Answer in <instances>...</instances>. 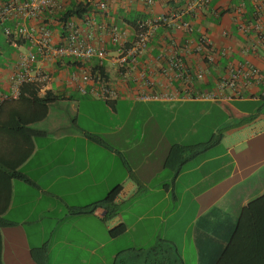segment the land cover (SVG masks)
<instances>
[{"label": "crops", "instance_id": "crops-1", "mask_svg": "<svg viewBox=\"0 0 264 264\" xmlns=\"http://www.w3.org/2000/svg\"><path fill=\"white\" fill-rule=\"evenodd\" d=\"M98 1L58 0L56 9L43 11L35 19L17 17L0 25V94L12 86L19 54L32 51L37 60L28 72V83L39 88V96L52 91L59 97L49 105L45 119L30 126L43 135L33 140V153L13 174L10 202L2 215L10 225L0 229L1 262L152 264L166 257L175 261L174 247L179 264H187L185 245L179 247L175 238L179 235L181 243L189 236L192 264H209L233 231L241 208L264 194V84L229 102L135 101L123 97L110 107L100 99L104 110L113 114L119 103L130 102L131 112L199 105L207 116H218L224 127L220 139L211 140L215 144L192 160L187 161L188 153L184 152V163L175 174L165 166L172 146L193 148L208 142L184 146L163 142L165 130L157 127L159 120L153 114L137 121L141 128L130 135L123 133L122 124L108 123L101 133L66 124L65 115L71 120L79 112L75 99L99 98L79 93L70 77L75 70L72 61L54 60L47 51H37V29H48L51 45L57 46L64 36L59 13L87 4L84 18L91 22L78 20L81 37L113 53L115 48L104 26L131 35L138 20L194 5L195 34H203L221 48L226 41L223 32L235 36L231 10L240 0H209L202 10L197 7L200 0H154L149 6L137 0H108L105 11L95 7ZM6 27L12 31L23 27L30 34L13 35L9 40L4 35ZM167 34L158 31L153 44L164 41ZM168 35L181 39L180 33ZM248 60L264 74L263 55ZM96 63L93 60L90 69ZM101 67L110 78L117 76L108 59ZM220 71L221 67L211 68L200 89H209ZM152 122L154 126H149ZM87 135L98 137L106 147ZM38 139L46 142L43 147L37 146ZM143 140H152V146L143 149ZM114 141L125 147L116 146ZM102 201L118 205V214L106 219V209L98 205ZM172 229L178 233L173 234Z\"/></svg>", "mask_w": 264, "mask_h": 264}, {"label": "built area", "instance_id": "built-area-1", "mask_svg": "<svg viewBox=\"0 0 264 264\" xmlns=\"http://www.w3.org/2000/svg\"><path fill=\"white\" fill-rule=\"evenodd\" d=\"M107 1L99 0L95 7L105 11ZM137 1L149 6L154 0ZM200 2L202 4L197 7L202 10L200 8L208 5L209 0ZM57 7L58 0L0 2V25L17 17L35 19L41 12ZM196 11L194 5H188L138 20L131 35L104 26L115 48L113 53H109L105 46L96 47L84 40L78 26L79 19L69 18L62 22L64 36L57 46L51 45L52 35L48 29H37V51H47L54 60L72 61L75 70L70 77L79 93L107 102L123 97L135 101L229 102L241 99L262 86L264 74L248 57H264V0H240L232 7L231 23L235 36L223 32L226 41L221 48H216L203 34H195L192 18ZM82 21L91 22L85 18ZM161 30L168 34L180 33L181 39L167 34L164 41L153 44ZM29 34L23 27L13 31L9 27L4 28L5 36ZM105 59L115 66V78L90 69L89 64L93 60L101 66ZM36 60V52L19 54L16 74L11 77L12 86L7 93L0 94V105L18 98L20 87L28 82V72ZM218 67L221 71L209 89L201 90L199 86L210 76V69Z\"/></svg>", "mask_w": 264, "mask_h": 264}, {"label": "trees", "instance_id": "trees-1", "mask_svg": "<svg viewBox=\"0 0 264 264\" xmlns=\"http://www.w3.org/2000/svg\"><path fill=\"white\" fill-rule=\"evenodd\" d=\"M7 1L9 0H0V2ZM86 8L87 4L73 5L59 13V20L62 23L69 18L84 19L87 14ZM6 37L10 40L13 35ZM91 70L101 74L105 73L104 68L98 66L97 63L91 67ZM58 100L59 97L52 91H44L42 96H39V88L33 83L27 82L21 85L16 100L5 101L0 105V229L10 225L2 215L10 202L13 174L33 153V140L43 135L30 126L45 119L49 105ZM105 102L111 107V102ZM87 137L96 144L106 147L98 137L92 135H87ZM214 144L213 141H210L193 148L172 146L165 166L177 174L184 163L182 157L184 152L188 153L187 161L192 160ZM126 168L130 173L129 167L126 166ZM98 205L106 209V219H111L118 214V205L110 201H102ZM1 248L0 236V264H2ZM172 250L177 257L175 261H169L166 257L165 259H156V263L152 264L181 263L174 247ZM209 264H264V194L241 208L233 231Z\"/></svg>", "mask_w": 264, "mask_h": 264}, {"label": "rangeland", "instance_id": "rangeland-1", "mask_svg": "<svg viewBox=\"0 0 264 264\" xmlns=\"http://www.w3.org/2000/svg\"><path fill=\"white\" fill-rule=\"evenodd\" d=\"M1 61V59H0ZM95 100V101H94ZM76 109L79 111L77 115H73L72 119L65 115V123L77 124L80 129L86 128L96 133L103 132L104 126L109 124H122L124 127L123 133L130 135L133 132H138L141 128V124L137 123L141 119H145L149 114L156 115L159 123L157 127L164 128L165 130V143H178L181 145H188L193 142H210L211 140L217 141L220 139L224 127L220 122V119L216 115L207 116L204 114V108L199 105H184L182 108L178 106L162 111L158 109L150 110H138L130 111L131 103H119L117 105L116 113L105 111L100 99H93L86 97L84 102L74 100ZM171 121L169 123L170 120ZM149 126H154L153 122ZM214 130V131H213ZM109 140V139H108ZM142 148H148L152 146V140H143ZM37 146L43 147L45 141L42 139L36 140ZM116 146L125 147V145L114 141ZM60 144L53 145L54 147L60 146ZM173 234L178 233V229H172ZM189 237V236H188ZM188 237L182 241L179 235H176V240L179 247L185 245L186 251L184 252L185 260L187 264H192L193 252L191 246H189ZM176 256V255H175ZM153 259H150V262ZM149 262V263H150ZM132 264H138L133 261Z\"/></svg>", "mask_w": 264, "mask_h": 264}]
</instances>
